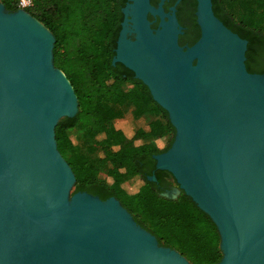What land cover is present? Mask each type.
Segmentation results:
<instances>
[{"label":"water","instance_id":"95a60500","mask_svg":"<svg viewBox=\"0 0 264 264\" xmlns=\"http://www.w3.org/2000/svg\"><path fill=\"white\" fill-rule=\"evenodd\" d=\"M122 12L111 63L134 73L174 128L170 146L152 156L156 168L172 175L174 196L183 192L216 226L214 264H264V74L246 69L247 41L214 15L211 0H196L199 37L190 46L178 44L174 6L130 0ZM147 12L159 17L156 28ZM54 43L28 11L0 2V264H191L115 197L71 193L75 176L55 127L76 115L78 99L53 64Z\"/></svg>","mask_w":264,"mask_h":264},{"label":"trees","instance_id":"16d2710c","mask_svg":"<svg viewBox=\"0 0 264 264\" xmlns=\"http://www.w3.org/2000/svg\"><path fill=\"white\" fill-rule=\"evenodd\" d=\"M211 1L214 15L247 40L245 66L255 73L250 63L254 44L264 43V0ZM0 2L9 11L17 9L15 0ZM122 5L123 0H35L28 10L54 35L53 64L78 99L76 115L61 118L55 127L57 149L75 176L71 193L89 192L101 200L115 197L159 244L176 249L191 264L217 263L220 239L208 215L183 192L174 199L162 196L156 182L147 179L150 173L140 168L170 146L174 128L147 87L121 64L111 63ZM195 7L193 0L188 17L192 40L199 37ZM124 106L149 120L135 130L116 125ZM71 130L82 133L80 145L69 135ZM134 177L139 183L131 187L127 182Z\"/></svg>","mask_w":264,"mask_h":264},{"label":"flooded vegetation","instance_id":"af4514ba","mask_svg":"<svg viewBox=\"0 0 264 264\" xmlns=\"http://www.w3.org/2000/svg\"><path fill=\"white\" fill-rule=\"evenodd\" d=\"M148 2L154 8H157L158 5L160 4L164 12H169L170 7H172V6L175 7V16H176L178 24L181 26V33L178 34V44L180 46H190L196 41V39L192 40L189 38V23L190 22H188V17L191 15V10H192L191 6L193 3V0H148ZM128 3H130V0H123V5L120 9V11L122 13V20L120 21V24H119V30L117 32V36H116V40H115V48L117 45V40H118L119 35H120V31L122 29V22L124 19V14L122 12V9ZM195 10H196V7H195ZM195 10L193 11L194 16H195ZM146 17H147V20L151 23L150 24L151 28H156L158 26L159 17L157 15H154V14H151L150 12H147ZM128 18H131V15H128ZM195 22H196V18H195ZM128 23H129L128 27L132 28L131 22H128ZM126 36L129 40H134L135 33L129 32L126 34ZM247 44H248V42L246 43V49H247ZM115 48H114V54H115ZM253 50H254V52H253L254 54H253V58H252L251 63H250L251 68L253 69V72H255V73L264 74V43L263 42L255 43L253 46ZM116 63L121 64L122 65L121 69L123 70V67H125V66L121 62H115L113 65H115ZM125 68L128 69L127 67H125ZM128 70L131 71L130 69H128ZM132 74L134 77L133 72H132ZM155 163H156L155 159H154V162H153V160H148V161L146 160V161L140 163V168L145 173H148V172L150 173L147 176L148 180H150L149 179L150 177H152V176L154 177V180H150V181L156 182L157 187L161 190V195H163L164 193L171 194V190H172L173 186L176 185L172 175L166 170L157 169L155 166ZM166 172L169 173L171 176L166 175L165 174ZM87 193H89V192H87ZM92 195H94V194H92ZM94 196H97V195H94Z\"/></svg>","mask_w":264,"mask_h":264},{"label":"rangeland","instance_id":"374dc122","mask_svg":"<svg viewBox=\"0 0 264 264\" xmlns=\"http://www.w3.org/2000/svg\"><path fill=\"white\" fill-rule=\"evenodd\" d=\"M127 86L128 85H126V87ZM148 120H149V117H147V116L135 117L133 114V108L131 106H124L122 108V115L119 118H117L114 123L116 125H126V126L130 127L131 129L135 130V129L145 125V123H147ZM81 134L82 133L80 131H77V130L69 131V135L74 139L75 143H78L79 145L81 144V139H82ZM165 141H166V138L165 137L162 138L160 143H159V146H162L165 143ZM105 170H106V166L101 168V171H100L101 176L104 175ZM138 183H139V179L137 177H134L127 182V184L131 187L135 186ZM71 191H72V189H71ZM179 195L174 196V194L171 193L168 196H170V198H171L172 196L177 197Z\"/></svg>","mask_w":264,"mask_h":264},{"label":"bare ground","instance_id":"6f19581e","mask_svg":"<svg viewBox=\"0 0 264 264\" xmlns=\"http://www.w3.org/2000/svg\"><path fill=\"white\" fill-rule=\"evenodd\" d=\"M212 57H213V60L211 61L210 65L208 67V71L206 73L208 75V78L214 81V76H215L216 72L218 71L220 64L216 63V56L215 55Z\"/></svg>","mask_w":264,"mask_h":264},{"label":"built area","instance_id":"2783aa9c","mask_svg":"<svg viewBox=\"0 0 264 264\" xmlns=\"http://www.w3.org/2000/svg\"><path fill=\"white\" fill-rule=\"evenodd\" d=\"M34 1L35 0H15V4L18 9L28 11L31 7H33Z\"/></svg>","mask_w":264,"mask_h":264}]
</instances>
